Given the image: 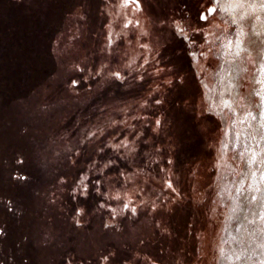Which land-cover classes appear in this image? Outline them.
<instances>
[{
  "label": "rangeland",
  "instance_id": "obj_1",
  "mask_svg": "<svg viewBox=\"0 0 264 264\" xmlns=\"http://www.w3.org/2000/svg\"><path fill=\"white\" fill-rule=\"evenodd\" d=\"M217 1L0 0V264H264V0Z\"/></svg>",
  "mask_w": 264,
  "mask_h": 264
},
{
  "label": "trees",
  "instance_id": "obj_2",
  "mask_svg": "<svg viewBox=\"0 0 264 264\" xmlns=\"http://www.w3.org/2000/svg\"><path fill=\"white\" fill-rule=\"evenodd\" d=\"M34 1H38L39 2V4L40 5H42V7L46 4V3H48V2H50V4H55L56 2H55V0H34ZM12 3H7V5H2V7L0 6V12H1V10L3 11V10H7V8H9L10 7V5H11ZM70 5H68L67 6V8L69 7ZM35 10V9H34ZM32 11V10H31ZM38 12V11H37ZM1 15V14H0ZM9 16H11V15H9V14H7V16L6 17H2V16H0V22H5V24H6V29L9 31V32H14L15 34H17L18 32H21L22 31V29H24L23 27H21V24H20V22L19 21H13L14 20V18L12 19L11 17H9ZM26 18H27V23H28V26H30V28L33 26V25H35L37 22L38 23H40V21L38 20L39 18H37V13H34L33 11L31 12V13H27L26 14ZM17 24V25H16ZM16 25V26H15ZM27 25V24H26ZM41 24H39V26H40ZM25 27V26H24ZM41 32H44V34H45V32L46 31H44V30H41ZM41 32H40V30L38 31V34H41ZM185 49H186V47H185ZM184 49V50H185ZM185 61L187 62L186 64V67H185V69H183L182 71L181 70H179V69H177L176 71H175V73H176V76L178 77H183L184 79H185V94L187 93L188 94V92H190L191 93V91L192 90H194V89H200V87H201V83H200V81H199V79H198V77L195 75V72H194V69H193V67L190 65V64H188L189 63V55H188V53H187V50H185ZM72 64V63H71ZM153 85L154 84H151L150 83V81H145V82H143V84H141V86H140V88H139V90L140 89H142V90H147V89H151L152 87H153ZM168 85H166L165 84V87H167ZM176 87V89H178L179 87H180V85H179V83H178V85H175ZM63 89V88H62ZM65 89V88H64ZM67 89V88H66ZM187 91V92H186ZM177 91H175V93H176ZM177 95H178V93H177ZM175 96V98H174V101L176 100V102H180V101H182L181 100V98L179 99V96ZM190 96V94L188 95V97ZM167 100V97H165L164 96V99L162 100V106H164L163 104L165 103L166 104V101ZM185 103V100L183 101V104ZM155 111L154 112H159V111H157L156 109H154ZM166 109L165 108H163V111H162V113H164L165 115H166ZM209 158V154H208V152H202V153H200L199 154V156H198V168L200 167V164H201V162L203 161V160H206V159H208ZM81 163H80V161L77 159L76 161H75V167H76V170L77 169H79L82 165H80ZM51 192H54L55 193V190H51ZM68 197H65V200H67L68 202H66V201H63L64 202V207H63V209H65V206L67 205V204H69V200L67 199ZM57 204V203H56ZM57 207L58 208H60L61 206L59 205V204H57ZM82 221H81V224H80V226L78 227V229H80V230H85V229H87L88 230V228L90 227V224L89 223H87V221H86V218L85 217H83L82 219H81ZM152 240H154V239H152ZM161 244V242H158V243H156V244H154V245H152V247H157V245L159 246ZM76 247V246H75ZM119 250V248L117 249V251ZM157 252H154L153 250L150 252V255L153 257V259L155 260L156 258H157ZM73 256H75V257H73L74 258V260L76 261V262H78V260L80 259V257H78L79 256V254H78V252L76 251V248H74V253H73ZM77 257V258H76ZM114 256H111V262H113V263H117L118 262V260H116V258H113ZM28 260V262L26 263V264H34V262H33V260L31 259V258H29V259H27ZM87 262H89V263H91V264H95V260H94V255L92 256L91 255V257H88L87 259H85ZM91 260V261H90ZM53 263H55V264H60V262H53ZM136 263H137V261H136ZM162 263L163 264H166L167 263V261H166V259H164L163 261H162ZM47 264H50L49 262L47 263Z\"/></svg>",
  "mask_w": 264,
  "mask_h": 264
},
{
  "label": "flooded vegetation",
  "instance_id": "obj_3",
  "mask_svg": "<svg viewBox=\"0 0 264 264\" xmlns=\"http://www.w3.org/2000/svg\"><path fill=\"white\" fill-rule=\"evenodd\" d=\"M23 2H29L30 0H22ZM217 1V0H216ZM25 2V3H26ZM218 2V1H217ZM211 6H210V9L209 10H206V12L204 13V17L202 18V19H205V18H208V13L210 12L211 14H214L215 12H216V10H217V5L216 4H210ZM234 49L236 50V51H238V48H239V46H240V43H239V40H237L235 43H234ZM233 65H234V62H233ZM234 76H226L225 77V79H224V81L222 82V95L221 96H223V98L221 99L222 101L227 97V96H225L224 95V93H226V91H228V90H230V92H231V95L233 96V90H235L236 89V83L238 82V81H240V79H238V65L236 64V65H234ZM206 85L207 86H209V84L208 83H206ZM226 87H227V89H226ZM233 88V90H231Z\"/></svg>",
  "mask_w": 264,
  "mask_h": 264
},
{
  "label": "bare ground",
  "instance_id": "obj_4",
  "mask_svg": "<svg viewBox=\"0 0 264 264\" xmlns=\"http://www.w3.org/2000/svg\"><path fill=\"white\" fill-rule=\"evenodd\" d=\"M224 6H226V2L224 1ZM223 6V7H224ZM241 44V43H240ZM240 84H241V79H240V81H238L235 85H236V89L235 90H233V88L231 89V90H233L232 92H233V96L232 97H226L225 99H224V101H223V103H234V101H235V96H236V92L238 93L241 89H240ZM226 89H227V87H226Z\"/></svg>",
  "mask_w": 264,
  "mask_h": 264
}]
</instances>
